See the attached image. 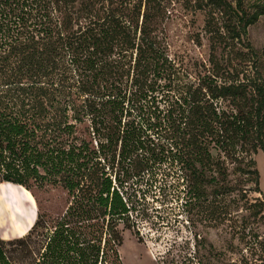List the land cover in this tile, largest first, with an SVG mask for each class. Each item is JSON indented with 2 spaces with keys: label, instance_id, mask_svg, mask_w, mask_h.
<instances>
[{
  "label": "trees",
  "instance_id": "16d2710c",
  "mask_svg": "<svg viewBox=\"0 0 264 264\" xmlns=\"http://www.w3.org/2000/svg\"><path fill=\"white\" fill-rule=\"evenodd\" d=\"M175 2L205 12L195 40L206 37L208 65L196 83L166 90ZM263 14L244 0H0V182L40 179L69 197L62 215L37 213L26 234L0 238V264H122L118 222L164 161L182 176L189 211L209 196L223 219L237 208L220 257L264 264L254 159L264 154V46L247 39ZM85 118L98 152L81 133Z\"/></svg>",
  "mask_w": 264,
  "mask_h": 264
},
{
  "label": "rangeland",
  "instance_id": "374dc122",
  "mask_svg": "<svg viewBox=\"0 0 264 264\" xmlns=\"http://www.w3.org/2000/svg\"><path fill=\"white\" fill-rule=\"evenodd\" d=\"M244 6L252 12L264 8V0H244ZM168 12L172 14L167 25V53L174 70L169 79L171 89L166 90H174L185 83L197 82L198 76L204 72V65H208L209 49L204 35L199 42L195 40L196 34L203 33L204 11L184 8L181 2H175L168 5ZM247 39L256 51H261L264 46V14L247 28ZM170 93L178 96L177 91ZM90 125L89 118H85L80 130L89 147L98 152L101 138L97 133H92ZM254 159L259 188L264 194V154L258 152ZM142 178L143 182L136 187L134 196L139 202L117 225L122 237V244L118 248L122 264H191L188 258L192 256L193 262L201 258L205 264H228L235 257L228 254V259L224 261L220 252L230 237L228 231L232 220L229 218L236 216L237 208L228 209L226 219H223L220 203L209 196L200 208L189 211L182 199L187 190L186 184L177 167L166 161ZM1 188L14 197L19 194L16 196L17 202L23 207L27 222L34 215L35 205L42 220H48L62 215L69 204V197L63 188L40 179H30L28 189L23 186ZM248 196L260 197L258 193H248ZM4 219L0 218V237L8 239L14 235V231L6 217ZM43 229L40 226L37 230L42 232Z\"/></svg>",
  "mask_w": 264,
  "mask_h": 264
},
{
  "label": "bare ground",
  "instance_id": "6f19581e",
  "mask_svg": "<svg viewBox=\"0 0 264 264\" xmlns=\"http://www.w3.org/2000/svg\"><path fill=\"white\" fill-rule=\"evenodd\" d=\"M10 192H12V191H10ZM17 195H19V194L17 193ZM16 196L14 197V196L8 194L6 189L0 187V218L2 219V217H3V220H5L4 218L6 217L7 223L9 224V226L12 228L13 231H14V228L16 229L17 223H19V222L22 223L25 221L24 220L25 217L23 215V207L17 202ZM30 199H31V197H30ZM31 219L32 218L30 217L28 220V223L31 222ZM25 222H27V221H25ZM119 253H120V256L122 258L120 251H119Z\"/></svg>",
  "mask_w": 264,
  "mask_h": 264
},
{
  "label": "crops",
  "instance_id": "0c3cea01",
  "mask_svg": "<svg viewBox=\"0 0 264 264\" xmlns=\"http://www.w3.org/2000/svg\"><path fill=\"white\" fill-rule=\"evenodd\" d=\"M6 186H17L18 188L21 187V185H18V184H13V183H10V182H0V187H6ZM20 190V189H19ZM35 204V202H34ZM37 218V207L35 205V211H34V215L31 219V222L28 223V222H22V223H17L16 224V229L14 228V235H11V238H15V237H19V236H22L24 234H26L30 228L33 226L35 220ZM1 238V237H0ZM11 238H8V239H11ZM4 239V238H2Z\"/></svg>",
  "mask_w": 264,
  "mask_h": 264
}]
</instances>
